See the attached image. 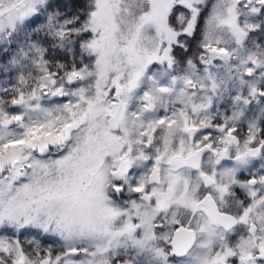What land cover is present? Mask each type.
<instances>
[{"label": "snow or ice", "instance_id": "6c2138e0", "mask_svg": "<svg viewBox=\"0 0 264 264\" xmlns=\"http://www.w3.org/2000/svg\"><path fill=\"white\" fill-rule=\"evenodd\" d=\"M0 264H264V0H0Z\"/></svg>", "mask_w": 264, "mask_h": 264}]
</instances>
